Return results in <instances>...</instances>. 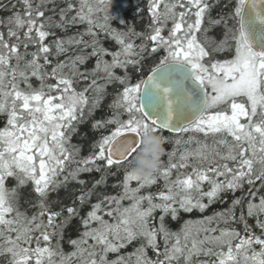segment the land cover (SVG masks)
<instances>
[{
  "label": "snow or ice",
  "instance_id": "1",
  "mask_svg": "<svg viewBox=\"0 0 264 264\" xmlns=\"http://www.w3.org/2000/svg\"><path fill=\"white\" fill-rule=\"evenodd\" d=\"M108 3L0 0L8 13L0 17V258L264 264V0H148L144 32L112 27ZM80 25L82 31L56 38L57 29ZM216 29L219 37L211 35ZM109 38L119 50L104 47ZM148 57L154 59L144 74ZM93 58L94 67L81 70ZM129 67L142 73L134 83ZM112 84L121 86L109 104L112 115L92 129L113 127L82 157L72 136ZM149 130L167 131L174 147L157 175L142 178L128 166ZM114 168L124 172L115 195L96 193L103 175L90 188L79 179L93 171L115 174ZM158 180L156 192L142 191ZM73 181L81 188L69 204L50 199ZM237 191L242 195L223 211L185 221L178 232L168 228L169 215L204 213L223 193ZM94 194L97 201L81 217ZM74 218L79 235L68 239L72 250L65 252L64 228ZM134 242V251L123 254Z\"/></svg>",
  "mask_w": 264,
  "mask_h": 264
},
{
  "label": "trees",
  "instance_id": "2",
  "mask_svg": "<svg viewBox=\"0 0 264 264\" xmlns=\"http://www.w3.org/2000/svg\"><path fill=\"white\" fill-rule=\"evenodd\" d=\"M6 3L7 0H4ZM148 0H110V3H108L107 8L108 12L114 19L110 21L111 26L117 28L118 30L124 31L128 27L134 28L138 32H144L148 28V25L150 23V14L148 13ZM219 9H217L218 11ZM216 12H213V15H215ZM8 15L5 11H0V17ZM121 21L124 22V24L121 23ZM84 25H80L77 28L70 29L67 33L61 32L60 30H56V38H61L66 35H72L77 30L82 31ZM166 34V33H165ZM211 35L213 36H220V30L216 29L214 30ZM101 37H103V34H101ZM53 39V37H49L46 43L50 42ZM104 47L112 50L117 51L119 50V46L115 44L114 41L109 39H103L102 40ZM137 44L140 43L139 40L136 41ZM163 53H159L158 55H162ZM108 60H111V57H105ZM60 60L65 59V56L59 57ZM154 57H148L146 58L143 63L145 65V72L147 73V66L151 65L153 63ZM95 65V59H90L84 66H82L81 70H84V68L91 69ZM117 74L123 75V70H116ZM128 72L131 76L132 82H136L142 75V73L134 70L133 68L129 67ZM32 83L34 86H38L39 82L33 78ZM121 86L118 84H112L109 85L106 89L107 95H105L104 99L101 101L100 106L95 109L91 117H88L87 120L84 123H81L78 128L77 132L73 134L71 143L80 146V156L85 157L90 153L91 150V144L98 140L101 135L108 134L109 128H112L113 126H108V128L104 129H92V124L95 123L97 120L107 119L110 118L112 115V110L109 108V104L114 99V93L115 90L120 88ZM126 118V117H123ZM5 124V118L3 116H0V127H3ZM163 135L165 137H170L171 134L163 132ZM190 134H184L185 138ZM202 135V134H201ZM165 155L163 156V160L167 161V153L171 152L174 145L171 143L170 140H168L165 145ZM187 171H190L188 169ZM112 172L115 174H109V173H101V172H90V173H81L79 176V179H82L86 182L87 187H91L93 183H95L96 180H100L101 176H104V182L100 185H97L96 193H106L109 195H115L118 192L122 191L120 187H113V185H119L122 182V178L124 175L123 169L117 170L112 169ZM173 178H175V170L173 173ZM13 180H9L8 184L9 186H14L12 184ZM15 183V182H14ZM132 184L136 186V182L133 181ZM163 185L162 180H158L156 185H153L150 189L142 190V191H151L156 192L158 189H160ZM133 186V187H134ZM81 188V185L77 184L75 181L70 182L67 187H62L58 191L53 192L50 194V199L56 200H62L64 204L70 203V198L74 195H79V189ZM30 190V188H26L24 190L25 194ZM242 195L241 192L237 191L235 194L231 192L223 193L221 196V200L217 201L216 203L211 204L204 213L199 212L198 210L194 209L190 213H186L183 210H180L178 213L177 219L173 220L171 216L169 215L166 217V223L168 228L171 231L178 232L181 227L184 225L185 221H195L202 219L204 216H210L213 215L215 212L223 211L229 205L231 204V201L233 197H240ZM97 201V196L94 194L91 197V200L88 204H85L80 209V216L83 217L86 215L88 211L91 210L90 205L91 203H95ZM205 202H207L205 200ZM78 203V202H77ZM125 205H127V201L124 202ZM161 213L157 211L155 215L158 217ZM249 223L254 224V220H249ZM78 227H81L80 225V219L74 218L72 219L64 228V241L62 242V247L65 252H69L72 250L71 245L67 242L69 238H78ZM237 228H240V225H236ZM138 246V242H134V244L129 245L126 249L122 250L123 254H127L128 252L134 251L135 247ZM149 255L151 256L152 253L149 250ZM112 258H115V255H112ZM0 264H5V262L0 258Z\"/></svg>",
  "mask_w": 264,
  "mask_h": 264
},
{
  "label": "clouds",
  "instance_id": "3",
  "mask_svg": "<svg viewBox=\"0 0 264 264\" xmlns=\"http://www.w3.org/2000/svg\"><path fill=\"white\" fill-rule=\"evenodd\" d=\"M164 135L157 134L151 130L143 136V145L129 164V170L142 178L154 177L162 163L165 154Z\"/></svg>",
  "mask_w": 264,
  "mask_h": 264
},
{
  "label": "flooded vegetation",
  "instance_id": "4",
  "mask_svg": "<svg viewBox=\"0 0 264 264\" xmlns=\"http://www.w3.org/2000/svg\"><path fill=\"white\" fill-rule=\"evenodd\" d=\"M218 55V57H220V58H222L224 55H226L225 53H219V54H217Z\"/></svg>",
  "mask_w": 264,
  "mask_h": 264
},
{
  "label": "rangeland",
  "instance_id": "5",
  "mask_svg": "<svg viewBox=\"0 0 264 264\" xmlns=\"http://www.w3.org/2000/svg\"><path fill=\"white\" fill-rule=\"evenodd\" d=\"M118 70V69H117ZM117 72V71H116ZM15 181L13 180L12 181V184L15 186V183H14ZM132 186H134L133 184H132ZM135 187V186H134ZM2 259V258H1ZM3 260V259H2Z\"/></svg>",
  "mask_w": 264,
  "mask_h": 264
},
{
  "label": "water",
  "instance_id": "6",
  "mask_svg": "<svg viewBox=\"0 0 264 264\" xmlns=\"http://www.w3.org/2000/svg\"><path fill=\"white\" fill-rule=\"evenodd\" d=\"M164 132H167V131H164Z\"/></svg>",
  "mask_w": 264,
  "mask_h": 264
}]
</instances>
